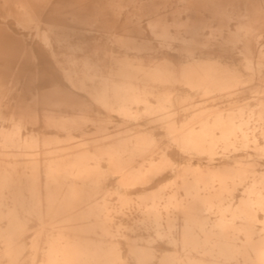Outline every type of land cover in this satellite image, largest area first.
Masks as SVG:
<instances>
[{
	"label": "rangeland",
	"instance_id": "obj_1",
	"mask_svg": "<svg viewBox=\"0 0 264 264\" xmlns=\"http://www.w3.org/2000/svg\"><path fill=\"white\" fill-rule=\"evenodd\" d=\"M245 1L264 9V0ZM259 15L263 25L259 40L264 45V11ZM125 22L120 21L113 30L116 37L97 30L79 31L78 35L60 43L50 35L46 43L35 28L18 25L14 18L6 17L0 10V32L16 52L13 62L9 61V56H0V166L23 169V161L30 158L28 152L38 149L41 152L38 157L45 158L41 149L50 140L59 141V159L74 163L84 153L99 155L100 183L79 187L103 210L109 208V217L101 214L99 219H111L112 234L106 238L101 233L94 235L97 239L113 241L112 250L102 253L108 257L106 263L168 264L170 259L174 263L176 255L182 254V211L188 206L184 185L195 174L212 177L214 173L226 172L241 176L242 182L235 188L231 187V181L228 184L231 193L227 198L233 203L245 196L247 187L254 181L264 179V164L257 163L258 156L251 149H211L209 141L200 140L198 148L183 153L174 139L199 132L203 121H213L222 111L255 108L254 96L264 91V67L261 72L245 69L247 60L239 53L243 48L241 42L235 59L216 56L213 64L217 69L211 76L200 71V77L205 78L201 88L188 91L182 78L184 61L171 57L169 45L151 35L148 26H144L143 37L153 48L151 53L138 54L116 41L127 33L123 27ZM59 23L50 15V9L43 12L40 24L43 31L49 32L51 25L57 27L56 32L62 31ZM237 26L238 20L233 16L229 29L236 31ZM225 34L228 36V30ZM80 39L88 42L85 52L74 49ZM207 39L213 41L209 35H201L190 43L199 53L209 47L202 43ZM169 40L173 47L182 45L179 40ZM180 56L186 57L185 53ZM141 57L143 59L139 60ZM86 60L90 65H85ZM261 60L253 59L257 68ZM126 61H142L144 68L151 71L155 67L162 68L161 81L143 83L144 103L127 109L110 95L106 105L100 83L104 79L117 80L119 77L112 74L118 73ZM66 73L72 75L71 82ZM30 88H36L37 98L28 94ZM19 94L22 103L16 99ZM160 97L170 101L161 102ZM21 105L36 112L37 120H24L19 133L23 141L38 144V148L15 149L2 144L1 131H9L11 121L21 119ZM163 151L170 153L169 160L164 159ZM107 152H117L118 161L113 163ZM223 153L228 156L225 160H222ZM212 159H217V165L211 163ZM89 164L96 166L94 160ZM138 175L143 177L137 178ZM130 177L131 181L122 182ZM69 184L78 185L75 179ZM153 199L161 203V211L156 214L151 210ZM210 216L216 219V215ZM262 216L260 213L257 228L264 236ZM51 230L49 223L41 224L37 216L31 215L27 230L18 242L17 264H41L49 250L44 233ZM3 248L0 242V251Z\"/></svg>",
	"mask_w": 264,
	"mask_h": 264
},
{
	"label": "bare ground",
	"instance_id": "obj_2",
	"mask_svg": "<svg viewBox=\"0 0 264 264\" xmlns=\"http://www.w3.org/2000/svg\"><path fill=\"white\" fill-rule=\"evenodd\" d=\"M247 2L0 0V10L5 12L6 17L14 18L18 25L27 29L35 28L37 35L46 43H49L50 35H54L60 43L68 41L80 32L94 30L105 33L108 37H116L113 30L120 21L125 20L123 27L127 33L116 41L123 48L138 54L153 51L143 37L144 26H148L151 35L159 37L162 43L169 45L171 57L184 61L182 78L188 91H191L201 88L205 80L200 77V71L211 76V72L217 69L213 64L216 56L226 55L235 59L238 44L241 42L243 48L239 53L247 60L245 69L249 72L263 71L264 45L259 40L263 25L259 14L264 9ZM48 9L50 15L60 22L59 29H63L62 31L56 32L57 27L52 25L49 32L41 29V16ZM233 16L238 20L236 31L229 29V21ZM207 30L208 33L205 32ZM225 30H228V36ZM201 35H209L213 41L207 39L202 42L209 47L197 53V48H193L190 42ZM169 39L179 40L182 45L173 47L168 42ZM87 48L88 42L80 39L74 49L85 52ZM181 53L182 56L185 53L186 57H181ZM2 55L9 56V61L13 62L16 52L11 48V43L4 39L3 32H0V56ZM256 57L262 59L258 68L253 63ZM138 59L142 60L143 57ZM85 63L86 66L90 65L87 60ZM161 72L162 68L159 67H155L153 71L146 70L142 61H126L118 73L112 74L119 77L117 80L104 79L100 83L104 103L108 105L110 95H113L121 107L126 106L127 109L129 106L146 102L142 97L145 94L142 90L145 85L143 83L161 81ZM66 78L72 81L70 73H66ZM34 89L30 88L28 94L37 98L38 92ZM20 96L21 94L17 95L16 99L22 103ZM159 101L166 102L170 99L160 97ZM254 101L255 108L222 111L214 116L213 121H203L199 132L178 137L174 142H178V147L183 153L188 149L198 148L200 140L209 141L211 149H251L252 153L258 156L257 163L263 165L264 91L254 96ZM21 109V119L12 120V128L9 131H1L2 144L4 147L15 149L38 148V144L23 141L19 133L23 121L37 120V114L25 109L24 105H21ZM164 115L167 114L160 116ZM171 118L172 116L167 115V119ZM41 150L45 158L38 157L41 153L39 149L28 152L27 156L30 158L23 161V169L0 166V242L4 245L0 251V264H17L18 242L27 230L31 215L37 216L41 224L49 223L52 229L48 233L43 232L49 250L41 264H108V257L102 253L110 252L113 247V241L104 239L112 234L109 227L111 219L104 221L99 218L101 214L109 217V208L103 210L99 203L90 200L88 194L79 187L100 183L102 173L98 163L101 157L84 153L74 163L59 159V141L56 140L46 141ZM163 152L164 159L169 160L170 153ZM116 153L107 152L113 163L118 161ZM223 154L222 160L227 159V154ZM91 160L95 161L96 166L90 167ZM216 160L212 159L211 163L217 165ZM73 164L76 165L75 169ZM74 179L78 185L70 186L69 182ZM241 180V176L217 172L212 177L195 174L192 180L184 185L188 206L182 211V254L176 255L174 263L170 259L168 264H264V236L262 232L259 234L260 228H257V223L261 221L260 213L263 214L264 220V179L254 181L247 187L245 196L233 203L227 198V194L231 193L229 181L232 183L231 187L235 188ZM129 181L131 177L122 179L125 184ZM216 182L219 184L215 185ZM121 198L123 202L126 201L122 195ZM160 205L161 203L153 199L152 212H160ZM213 214L216 219L213 218L215 221L211 222L213 219L210 215ZM261 229L264 231V226ZM99 233L104 238L97 239L94 236Z\"/></svg>",
	"mask_w": 264,
	"mask_h": 264
}]
</instances>
